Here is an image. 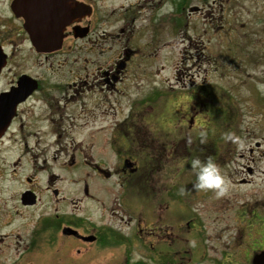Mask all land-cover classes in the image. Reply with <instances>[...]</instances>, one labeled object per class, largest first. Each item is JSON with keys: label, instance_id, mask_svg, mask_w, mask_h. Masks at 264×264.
Instances as JSON below:
<instances>
[{"label": "flooded vegetation", "instance_id": "flooded-vegetation-1", "mask_svg": "<svg viewBox=\"0 0 264 264\" xmlns=\"http://www.w3.org/2000/svg\"><path fill=\"white\" fill-rule=\"evenodd\" d=\"M110 1L0 0L7 14L1 28L10 38L9 51L0 38L5 53L0 69V123L5 125L0 133V182L21 185L11 196L13 206L10 201L0 202V257L12 249L27 255L28 261L27 252L40 244L39 264H54L48 262L52 254L59 258L55 264H144L147 239L154 242L151 248L158 247L156 264H203L206 257L197 252L203 232L194 229L191 242L189 222L184 216L176 220L164 211L157 214L154 205L160 198L145 186L152 169L145 172L150 173L146 177L141 166L142 139L129 128L142 114V100L136 99L131 108L118 103L127 89L124 80L129 62L141 58L135 32L151 29L159 6L153 8L154 0H121L118 13ZM168 2L163 0L164 5ZM21 9L27 17L20 15ZM143 11H152L149 18H141ZM140 21L143 25L138 28ZM41 22L49 30L62 28L56 49L37 51L33 47L27 28H40ZM124 33L126 38L121 37ZM115 47L120 50L114 57ZM97 124H107L106 135L101 128H93ZM139 124H133L137 132ZM95 142L101 143L97 150L93 149ZM16 145L22 149L9 154ZM53 147L55 156H49ZM109 155L115 160L108 169ZM87 157L89 161L81 164L80 158ZM80 166L87 170L81 176ZM64 172L74 177L71 191L65 192L58 184ZM40 204L43 210L35 224L23 222L24 229L31 227L24 234L26 239L15 240L11 231L1 233L15 216ZM168 205L164 207L167 211ZM94 208L98 209L96 218L91 215ZM81 209L89 213L81 215ZM257 228V245L236 253L234 259L225 251L214 264H264V225ZM39 236L40 243H36ZM184 245L194 246L195 251ZM63 258L65 262H60ZM5 262L0 259V264Z\"/></svg>", "mask_w": 264, "mask_h": 264}, {"label": "rangeland", "instance_id": "rangeland-1", "mask_svg": "<svg viewBox=\"0 0 264 264\" xmlns=\"http://www.w3.org/2000/svg\"><path fill=\"white\" fill-rule=\"evenodd\" d=\"M181 1L175 0L176 7L172 0L165 5L163 0L152 3L153 8L159 6L154 10L157 21L148 31L135 32L141 58L129 62L124 80L127 89L121 92L118 103L131 108L136 99H141L144 105L142 114L134 118L129 128L142 139L141 166L146 177L150 173L145 172L152 169L144 183L160 198L154 205L155 212L164 211L176 220L184 216L182 219L189 222L187 236L191 242L194 229L203 232L197 252L205 255L203 264H214V259L225 251L234 259L236 253H245L257 245V226L264 225L260 218L264 214V0H184L185 10L178 9ZM120 4L121 0L110 1L118 13ZM151 12L143 11L141 18H149ZM6 20L7 14L0 6V38L9 51L10 38L1 28ZM140 23L138 28L143 25ZM121 37L126 38V33ZM119 50L113 49L114 57ZM137 108L140 110L139 105ZM134 123H141L138 132ZM105 127L107 124H97L93 128H101L106 135ZM228 132L234 133L238 142L227 140ZM92 145L96 149L101 143ZM17 149H22V145H16L9 154L18 153ZM54 150L55 147L50 149L49 156H55ZM193 157L216 162L226 180L224 194L194 188L196 178L190 163ZM114 160L109 155L108 169ZM61 161V157L57 159V163ZM82 161L88 162L89 158H80L81 164ZM86 171L80 166V176ZM62 176L58 184L65 192L71 191L74 177L68 172ZM20 188L17 182H0V202L10 201ZM13 203L9 202L12 206ZM166 204L169 211L164 209ZM43 205L15 216L10 227L1 229V233L11 231L15 240L26 239L24 234L31 227L24 229L23 222L35 224ZM86 212L89 213L81 209L79 213ZM91 215L96 218L98 209L94 208ZM35 241L40 243V236ZM151 243L154 242L144 240V264H156L160 256L158 247L151 248ZM183 248L195 251L194 246ZM9 252L0 257L6 259L5 264L13 258L17 264H39L40 244L27 252L28 261L27 255L24 257L17 250ZM56 261L57 255L48 256V262Z\"/></svg>", "mask_w": 264, "mask_h": 264}, {"label": "clouds", "instance_id": "clouds-1", "mask_svg": "<svg viewBox=\"0 0 264 264\" xmlns=\"http://www.w3.org/2000/svg\"><path fill=\"white\" fill-rule=\"evenodd\" d=\"M204 134L201 133V136ZM227 140L238 142V137L232 132L225 134ZM191 169L195 172L196 182L194 188L201 190L212 189L217 195H222L227 190V184L224 176L220 172L219 166L214 160L208 158L201 161L199 157H193L190 161Z\"/></svg>", "mask_w": 264, "mask_h": 264}, {"label": "water", "instance_id": "water-1", "mask_svg": "<svg viewBox=\"0 0 264 264\" xmlns=\"http://www.w3.org/2000/svg\"><path fill=\"white\" fill-rule=\"evenodd\" d=\"M19 13L23 17H27L28 15L26 14V11H22V9ZM40 25L42 26L40 28H32V27L27 28V32L31 36L34 47L36 48L37 51H50V50L56 49L61 39L62 28L49 30L45 28L46 25L44 22H41ZM49 34L55 35V37L46 38V36L48 37ZM46 41L50 42V44H45ZM1 65H2V56L0 54V68H1ZM16 95L17 96L20 95V92L17 91ZM4 128H5V125L0 123V133L3 131ZM263 257H264V253H263Z\"/></svg>", "mask_w": 264, "mask_h": 264}]
</instances>
